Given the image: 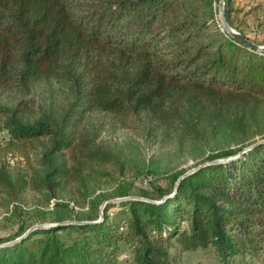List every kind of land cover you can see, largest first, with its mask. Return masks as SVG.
<instances>
[{
    "label": "trees",
    "instance_id": "16d2710c",
    "mask_svg": "<svg viewBox=\"0 0 264 264\" xmlns=\"http://www.w3.org/2000/svg\"><path fill=\"white\" fill-rule=\"evenodd\" d=\"M218 1L0 0V122L15 140H47L40 187L75 184L89 208L79 220L88 223L35 228L0 246V264H174L172 241L180 252L212 248L221 264L264 251V52L223 28ZM226 16L233 26L229 7ZM40 82L56 83L61 100L36 103ZM7 91L16 105L2 102ZM96 113L225 146L146 195L159 203L108 202L132 197L124 179L89 199L87 181L117 164ZM0 183L14 201L27 181L0 174Z\"/></svg>",
    "mask_w": 264,
    "mask_h": 264
},
{
    "label": "rangeland",
    "instance_id": "374dc122",
    "mask_svg": "<svg viewBox=\"0 0 264 264\" xmlns=\"http://www.w3.org/2000/svg\"><path fill=\"white\" fill-rule=\"evenodd\" d=\"M219 2L220 0L216 5L217 21L223 26ZM227 3L226 0V7L231 8L232 27L255 43L264 45V0H232ZM59 90L56 83L49 85L40 82L31 97L38 104H51L52 101L61 100ZM19 99L9 91L2 94V102L9 105H16ZM91 120L101 124L99 142L115 155L117 164L106 165L111 173L107 179L87 181V188L83 192L90 196L89 199L112 193L119 179H124L130 185V196L144 199H148L146 195L156 197L155 187H167L174 173L181 170L191 171L207 161L210 154L225 146L222 141L212 138H206L203 143H190L180 141L164 130L148 133L143 128L136 129L135 121L123 122L104 113H96ZM45 144V139L31 143L15 140L0 122V174H6L14 181H27L25 188L14 201L0 183V246L10 243L21 226L27 229L37 228L42 225L79 221L89 215L88 205L75 184L63 183L53 191L40 187L38 176H43L47 170L39 164ZM64 157L67 161V153ZM232 157L237 156L229 159ZM115 199L110 198L108 202L118 203L119 201H113ZM115 209L117 208L112 210ZM170 252L174 264H221L212 248L180 252L176 242L172 241ZM228 264H264V251L257 255H240L231 259Z\"/></svg>",
    "mask_w": 264,
    "mask_h": 264
},
{
    "label": "water",
    "instance_id": "95a60500",
    "mask_svg": "<svg viewBox=\"0 0 264 264\" xmlns=\"http://www.w3.org/2000/svg\"><path fill=\"white\" fill-rule=\"evenodd\" d=\"M219 7H220V18H221V21H222V24L224 26V29L229 32L231 35H233L234 37L238 38L241 42H243L245 45H247L248 47L252 48V49H255V50H258V51H264V45H260V44H257L255 43L254 41L250 40L249 38H247L246 36H244L241 32H238L236 31L232 25L230 24V22L228 21V18L226 16V0H220L219 2ZM259 142L255 143V144H252L251 146L249 147H246L244 149V151L252 148L254 145L258 144ZM241 154V153H240ZM239 154V155H240ZM229 159H226V160H223V159H219V160H215L213 162H222V161H227ZM203 164L199 165L198 167H195L194 169H192L191 171L187 172L185 175L197 170L198 168H200ZM131 198H136L135 196H132V197H127V198H118V199H115L113 201H121V200H126V199H131ZM146 200H149V201H153V202H156V203H159V201H156V200H150V199H146ZM107 203V202H106ZM106 203L103 204L102 206V211H101V214H103V209L106 205ZM70 223H88V221H67V222H62L60 223L61 225L63 224H70ZM58 224H50V225H42V226H37V228H41V227H52V226H57ZM36 227L34 228H30L26 234H24L23 236L19 237L17 240L15 241H12L8 244H11V243H14L20 239H22V237H24L25 235H27L29 232H31L33 229H35ZM6 245V244H5Z\"/></svg>",
    "mask_w": 264,
    "mask_h": 264
}]
</instances>
